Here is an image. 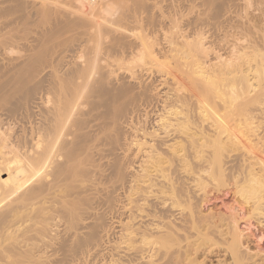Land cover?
Returning <instances> with one entry per match:
<instances>
[{
	"label": "bare ground",
	"instance_id": "6f19581e",
	"mask_svg": "<svg viewBox=\"0 0 264 264\" xmlns=\"http://www.w3.org/2000/svg\"><path fill=\"white\" fill-rule=\"evenodd\" d=\"M243 1L0 0V264H264Z\"/></svg>",
	"mask_w": 264,
	"mask_h": 264
},
{
	"label": "rangeland",
	"instance_id": "374dc122",
	"mask_svg": "<svg viewBox=\"0 0 264 264\" xmlns=\"http://www.w3.org/2000/svg\"><path fill=\"white\" fill-rule=\"evenodd\" d=\"M48 1H50V0H48ZM63 7L66 8L65 5ZM263 8H264V0H244L243 4H241V5L238 4V5H236L234 7V12H233L234 20H236L237 22H240V21H246L247 18H250V19L251 18H253V19L255 18L254 20L258 19L257 22L255 21L257 26L259 25L260 27H263L264 25H262V24H264L263 23L264 21H263V19L261 17V13H262L261 11H262ZM33 10L34 9H32V11ZM36 11L37 10L35 8L34 14L36 13ZM256 15H260V16H256ZM38 17L39 16H37V18ZM258 17H261V21H259L260 18H258ZM34 19H36V15L34 16ZM260 22H262V23H260ZM231 38H233V37H231ZM226 189L227 188H225V187H221V191L219 190L220 192H217L218 190L216 191V189H212L210 191L211 192L210 195H208L209 202L207 203L208 204L207 206L211 207L213 210H216V211H217L218 208H219L218 210L224 211L225 208L222 206V204H228L229 205V204H233L235 201H236L237 204L244 203V201H242L243 199L241 197H239V195H237V194L236 195L233 194V193L232 194L231 193L225 194L227 192ZM216 195H217V197H216ZM218 197H219V199H218ZM245 204L246 203L243 204L244 207L245 206L247 207L248 205L247 204L245 205ZM207 206H205V207H207ZM248 215H249L248 212L244 211L243 217H247ZM250 216H249L250 219H251L250 220V223H251V227L250 228H251V230H253L254 233H256V236L258 235V237H260L259 235H261V237H262L261 238V242L260 241L259 242H260L261 249L264 250V228H263L264 224H262L261 222L258 223L259 221L255 218V213L251 214ZM241 221H243V220H241ZM253 244H254L253 242L252 243L250 242L251 246Z\"/></svg>",
	"mask_w": 264,
	"mask_h": 264
}]
</instances>
